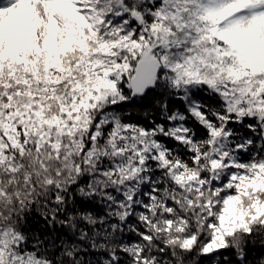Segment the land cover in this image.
<instances>
[{
	"label": "snow or ice",
	"instance_id": "snow-or-ice-1",
	"mask_svg": "<svg viewBox=\"0 0 264 264\" xmlns=\"http://www.w3.org/2000/svg\"><path fill=\"white\" fill-rule=\"evenodd\" d=\"M0 264H264V0H0Z\"/></svg>",
	"mask_w": 264,
	"mask_h": 264
}]
</instances>
